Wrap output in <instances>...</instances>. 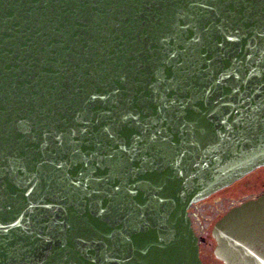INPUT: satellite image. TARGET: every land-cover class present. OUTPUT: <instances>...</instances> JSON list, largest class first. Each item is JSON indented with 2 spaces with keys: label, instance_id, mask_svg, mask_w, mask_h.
<instances>
[{
  "label": "water",
  "instance_id": "95a60500",
  "mask_svg": "<svg viewBox=\"0 0 264 264\" xmlns=\"http://www.w3.org/2000/svg\"><path fill=\"white\" fill-rule=\"evenodd\" d=\"M262 166L264 0H0V264H202ZM211 236L264 264V194Z\"/></svg>",
  "mask_w": 264,
  "mask_h": 264
},
{
  "label": "rangeland",
  "instance_id": "374dc122",
  "mask_svg": "<svg viewBox=\"0 0 264 264\" xmlns=\"http://www.w3.org/2000/svg\"><path fill=\"white\" fill-rule=\"evenodd\" d=\"M264 193V166L253 170L232 185L225 187L190 207V216L199 243V256L203 264H222L213 256L214 240L211 230L231 207Z\"/></svg>",
  "mask_w": 264,
  "mask_h": 264
},
{
  "label": "flooded vegetation",
  "instance_id": "af4514ba",
  "mask_svg": "<svg viewBox=\"0 0 264 264\" xmlns=\"http://www.w3.org/2000/svg\"><path fill=\"white\" fill-rule=\"evenodd\" d=\"M250 199V198H249ZM190 218H191V216H190ZM192 220V219H191ZM193 229H194V227H193ZM194 231H195V234H196V230L194 229ZM197 235V234H196ZM197 237L200 239V242H202V240H201V237L199 236V235H197ZM199 242V243H200ZM202 261V260H201ZM203 263V262H202Z\"/></svg>",
  "mask_w": 264,
  "mask_h": 264
}]
</instances>
